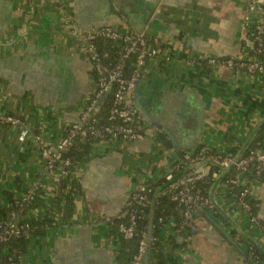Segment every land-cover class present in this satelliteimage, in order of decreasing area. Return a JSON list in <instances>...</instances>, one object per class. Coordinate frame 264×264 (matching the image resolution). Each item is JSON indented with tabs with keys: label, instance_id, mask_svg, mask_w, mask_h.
I'll list each match as a JSON object with an SVG mask.
<instances>
[{
	"label": "crops",
	"instance_id": "obj_1",
	"mask_svg": "<svg viewBox=\"0 0 264 264\" xmlns=\"http://www.w3.org/2000/svg\"><path fill=\"white\" fill-rule=\"evenodd\" d=\"M260 21L264 4L251 13L244 0H0V111L20 118L29 132L20 143L19 128L0 127V195L9 190L21 198L36 189L39 205L28 217L58 211V175L46 172L39 145L64 137L93 90L86 30L142 31L160 44L161 54L144 62L136 97L178 146L149 137L92 144L71 175L76 193L68 222L27 237L19 264H120L123 243L106 219L123 214L134 191L160 182L180 152L239 150L257 132L264 76L203 61L249 59L251 29ZM144 128L154 130L148 122ZM250 197L264 226V175ZM214 201L189 224L183 250L169 244L176 228L167 219L161 252L174 264H251V245L264 249V230L235 210L222 188Z\"/></svg>",
	"mask_w": 264,
	"mask_h": 264
},
{
	"label": "built area",
	"instance_id": "obj_2",
	"mask_svg": "<svg viewBox=\"0 0 264 264\" xmlns=\"http://www.w3.org/2000/svg\"><path fill=\"white\" fill-rule=\"evenodd\" d=\"M244 1L251 13L256 11L257 4H264V0ZM251 37L250 41L252 47L249 59L220 61L215 58H207L206 61H203L204 64L210 67L220 65L233 69L236 73L245 71L250 75L264 76V62L260 61L257 57L264 52V21H260L253 26L251 29ZM99 39L109 41L113 45V48L119 56V61L116 64L111 65L102 62V55L95 45L96 40ZM82 40L83 53L90 63L91 71L94 76L93 90L84 100L77 119L68 125L66 134L57 144L46 146L39 143V152L44 161L46 172H53L52 166L58 164L59 169L55 172L57 175L63 176L68 174L66 170H64L65 168L70 169L72 172L76 169L69 159L61 158L62 152L68 148L72 139L77 138L82 141L92 140L93 142L99 143L127 144L143 140L146 137V130L144 128L146 121L133 107L131 95L139 79L140 71L144 65V59L146 57L152 58L161 54L160 49H147L145 33L142 31L133 32L128 29L122 34L115 28L106 26L84 31L82 33ZM131 54H135V60L130 65L132 74L130 77H126L123 66L125 60L129 58ZM108 95H110L111 99L107 106V123L100 125L97 123L94 115L98 113L101 102ZM5 126L19 128L20 132L17 139L20 143L24 142L29 134L28 128L20 118L0 111V127ZM251 146L243 156L234 163L233 168L229 172H236L235 179L231 180L230 183L243 186L238 194L232 195V198L235 200L234 209L246 215L251 224L264 230V226H262L256 216L252 214V207L247 202V197L253 184L243 180L246 171L252 164H256V176L264 167V151H259V149L252 150ZM236 154L237 152L232 155L229 151H212L205 146L193 152L185 153L180 163L183 172L175 177H173L170 172L167 173L164 176L165 185L159 191L158 195L161 194L162 196H166L169 201L175 203L179 208V214L182 218L186 220L191 219L196 215V207H198L200 211L212 207L209 197L208 200H206L199 195L192 194L191 190L194 183L207 176L212 166L218 170V174L213 175L215 181L221 171L233 161ZM220 188L223 189L226 195H231V192H228L227 188L223 186V182ZM32 192L33 190L30 189L29 194ZM64 193H67V190L64 191ZM149 193L150 190L148 186H142L134 191L129 197L125 211L121 214L123 217H127L128 221L126 223L119 222L116 225L122 240L130 241L135 237H139L137 250L135 254L132 255L130 264H144L148 246L147 235L145 233H138L136 230V219L142 217V214L137 215L135 208L145 207L148 204ZM28 196H25V201L30 200L31 197ZM71 196H73V194H71ZM120 216H117L116 219H119ZM106 221L110 224L111 219L107 218ZM161 221V219L158 220V222ZM29 229L30 225L27 221L23 222L15 215H12V217L0 228V244L21 237ZM254 259L257 264H264V262H259L257 257H254ZM1 264L19 263L18 261L16 262L9 259L7 262Z\"/></svg>",
	"mask_w": 264,
	"mask_h": 264
},
{
	"label": "trees",
	"instance_id": "obj_3",
	"mask_svg": "<svg viewBox=\"0 0 264 264\" xmlns=\"http://www.w3.org/2000/svg\"><path fill=\"white\" fill-rule=\"evenodd\" d=\"M146 37V47L151 49H160V44L145 34ZM252 38V37H251ZM95 45L97 50L102 55V62L104 64H116L119 61V56L117 55L113 45L106 40L99 39L96 40ZM260 61L264 62V52L257 56ZM147 57L144 59V62L147 61ZM135 60V54H131L129 58H127L124 62L123 70L126 77H130L132 74V69L130 65ZM112 89V88H111ZM111 97L110 95L106 96L104 100L101 102V107L98 110V113L94 115L98 124L103 125L107 123V106L109 104ZM66 134V133H65ZM93 142L92 140H79L72 139L68 145V148L62 152V159H69L70 162L77 167L83 161V156L88 154L89 149L91 148ZM252 150L259 149L264 151V124L258 131L254 142L251 146ZM238 150V147L229 150V152L234 155ZM189 152V151H188ZM187 153V152H186ZM185 154V152H180L179 162L175 165V167L170 171L173 177L177 176L179 173L183 172V168L180 165L181 158ZM84 162V161H83ZM59 165L52 166V171H57ZM256 164H252L249 166L246 171L243 180L245 182H250L255 184L259 179H261L264 175V167L258 175L256 176L255 172ZM68 173L66 176L58 175L56 178V187L54 190L55 201L58 208V211L53 213L51 210H45L41 212L39 215L35 217H28L30 211H32L35 207L39 205L40 196L36 189H32L33 192L29 194L30 189L23 190V195L21 198H17L12 194L9 190H3L1 192L0 198H2L3 203L0 202V228L12 217L15 215L19 220L21 219L23 222L27 221L30 225V229L21 237L11 239L7 243L0 244V264L7 262L9 259L13 261H18L22 253L25 252L27 247V237L41 235L44 233L46 229L54 228L59 224L68 222L72 209H73V196L71 194L76 193V188L74 182L71 181L72 171L70 169H64ZM214 174H218V170L215 167H211L207 176H205L202 180L195 182L193 188L191 190L192 194L199 195L206 200H208V195L210 189L214 183ZM236 177V172H231L223 181V186L227 188L228 192H231V195H227L228 199H232L233 208H235V200L232 198L233 194H238L243 186H239L237 184L230 183L231 180H234ZM165 185L164 178L158 182L157 184L148 186L150 193L148 195V204L145 207H136V214L141 215L142 217H138L136 219V230L138 233H148V218L151 210V202L154 198V195L157 192L158 188H163ZM67 190V193L64 191ZM251 192V189H250ZM250 192L247 197L248 204L252 207L253 212V202L250 197ZM29 194V196H28ZM25 196L31 197L30 200L25 201ZM153 212H152V224L150 231V244L148 249V264H174L171 258H166L162 252V233L167 219L172 218L175 220V228L176 232L174 233L175 237L172 235L168 238L170 245H176L180 247V249H185L188 241V237L191 235V228L189 224L192 222L195 217L201 216V211L198 207L195 208L196 215L191 219L186 220L182 218L179 214V208L175 203L169 201L166 196H162L159 194L153 203ZM209 205V204H208ZM117 217L111 218L110 225L112 227H116V235L121 239L120 234L117 231V223H126L128 221L127 217L120 216L119 219ZM161 219V222L158 220ZM115 229V228H114ZM115 232V231H114ZM173 235V236H174ZM139 237H135L130 241L122 240L124 253L120 256V264H130L132 255L135 254L137 250V243ZM254 257H257L259 262H264V255L256 249L252 250L251 256V264H257Z\"/></svg>",
	"mask_w": 264,
	"mask_h": 264
},
{
	"label": "water",
	"instance_id": "obj_4",
	"mask_svg": "<svg viewBox=\"0 0 264 264\" xmlns=\"http://www.w3.org/2000/svg\"><path fill=\"white\" fill-rule=\"evenodd\" d=\"M138 86V81L136 82L135 86H134V91H133V107L136 109V111L141 115V117L148 122L151 126L154 127V130H147L145 132V136L149 137V138H156L158 140V142L160 144H162L163 146L168 148V144H167V139H170V141H172L173 144H175L176 147L177 144L175 143V140L172 138V136L170 135V133L163 128L159 123H157L146 111H144V109L142 107L139 106L138 101H137V97H136V89ZM264 124V117L261 120V123L258 127L257 132L260 130V128L262 127V125ZM257 132L252 134L251 137L248 139V141L246 143H244L239 150L237 151V154L235 155L233 161L225 168L221 171L220 175L216 178V180L214 181L210 192H209V201L211 203V205L214 207L215 205V195L218 192V190L220 189V186L224 180V178L227 176V174L231 171V169L234 166V163L236 161H238L243 154L247 151V149L251 146V144L254 142L255 137L257 135ZM162 188H158L156 194L154 195V198L152 199L151 202V210H150V214H149V218H148V233H147V250H146V255H145V259H144V264H147V260H148V249H149V240H150V231H151V224H152V212H153V203L155 198L157 197L159 191ZM202 212V211H201ZM254 249L258 250L259 252H261L264 255V249L260 248L259 246H255V245H251Z\"/></svg>",
	"mask_w": 264,
	"mask_h": 264
}]
</instances>
